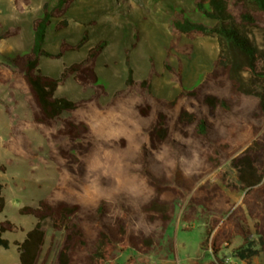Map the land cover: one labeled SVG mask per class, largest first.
Segmentation results:
<instances>
[{"label":"trees","instance_id":"1","mask_svg":"<svg viewBox=\"0 0 264 264\" xmlns=\"http://www.w3.org/2000/svg\"><path fill=\"white\" fill-rule=\"evenodd\" d=\"M73 1L44 3L32 21L29 50L0 63V83L22 89L31 113L28 122L12 118L7 148L29 161L36 157L24 132L28 123L47 139L48 157L58 172L56 184L36 206L18 209L36 222L14 242L18 259L9 264H37L46 219L54 231H63L53 264H119L117 253L129 251L124 264H147L146 255L166 236L179 208L185 229L196 222L203 226L213 264H230L222 250L237 236L241 243L232 258L247 264L256 257L264 260V0H194V8L213 24L194 21L183 8L173 7L164 69L182 87L181 65L175 68L167 58L190 55L192 44L180 43L182 37L202 36L217 40L212 68L195 86L165 99L151 92L157 75L152 61L141 80L133 78L129 66L124 88L106 103L100 102L107 92L95 70L105 41L58 77L39 68L42 56L59 58L86 41L85 32L76 44L62 40L56 53L44 49L51 20L59 19L56 30L65 27ZM13 3L21 11L30 0ZM19 32V26L10 27L0 40ZM134 36L132 48L137 32ZM69 76L92 94L56 96ZM226 162L237 171L238 204L219 184L202 182ZM5 169L0 164V172ZM2 190L0 181V213ZM14 227L9 219L0 220V247L9 248L3 234Z\"/></svg>","mask_w":264,"mask_h":264},{"label":"rangeland","instance_id":"2","mask_svg":"<svg viewBox=\"0 0 264 264\" xmlns=\"http://www.w3.org/2000/svg\"><path fill=\"white\" fill-rule=\"evenodd\" d=\"M56 2L57 0H30L19 11L13 0H0V33L10 27H20L17 35L0 40V63H6L7 58L29 50L33 39V19L41 15L44 3L53 6ZM173 7L183 8L186 15L194 21L213 24L212 20L194 8V0H74L64 16L67 21L65 27L56 30L55 25L59 19L51 20L44 49L56 53L62 40L76 44L85 32L86 41L78 49L66 51L59 58L42 56L39 68L43 74L58 77L64 67L84 59L91 47L99 41H105L106 45L95 62L98 82L107 92L100 98L101 103H106L116 90L124 88L129 66L132 68L133 78L141 80L147 77L151 61L157 73L151 80V92L158 97L172 99L181 88H191L198 84L212 68L218 53L214 37H182L180 43H191L192 51L190 55L173 53L167 58L175 68L178 64L181 65L182 87L173 81L171 74L163 67L165 51L171 40L168 24ZM136 32L138 41L132 48ZM91 94V88L83 90L71 76L55 91L56 96L70 99L85 98ZM12 118L26 122L31 119L26 93L22 89H10L8 85L0 83V164L6 166L5 171L0 172L5 199L0 220L9 219L15 226L12 231L3 234L10 241V246L7 249L0 247V264L17 261L18 246L14 242H20L36 222L31 215L19 214L18 209L26 205L36 206L51 191L58 178L55 164L48 157L47 139L28 123L24 132L36 157L29 161L14 155L7 148ZM203 181L219 184L231 202L240 203L242 192L233 189L238 186L237 171L230 162L207 175ZM179 215L180 208L177 209L166 236L146 255L147 264H213L214 255L203 241V226L196 222L191 225V229H185L186 224L180 221ZM42 227L45 236L37 264H53L63 231H54L49 219L42 222ZM240 243L241 238L237 236L222 250V255L230 258V264H247L231 257L232 249ZM130 254V251L117 253L116 260L119 264H124ZM249 264H264V260L256 257Z\"/></svg>","mask_w":264,"mask_h":264}]
</instances>
